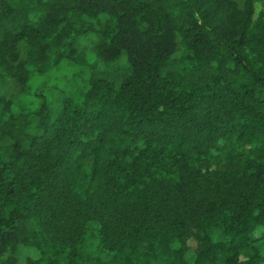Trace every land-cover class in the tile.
<instances>
[{
    "label": "trees",
    "instance_id": "1",
    "mask_svg": "<svg viewBox=\"0 0 264 264\" xmlns=\"http://www.w3.org/2000/svg\"><path fill=\"white\" fill-rule=\"evenodd\" d=\"M0 78V264H264L256 0H0Z\"/></svg>",
    "mask_w": 264,
    "mask_h": 264
},
{
    "label": "rangeland",
    "instance_id": "2",
    "mask_svg": "<svg viewBox=\"0 0 264 264\" xmlns=\"http://www.w3.org/2000/svg\"><path fill=\"white\" fill-rule=\"evenodd\" d=\"M236 1L240 5H243L245 0H236ZM256 12H257V15H259V14L264 15V0H256ZM122 61L124 62V60H122ZM100 67H103V64H100ZM18 92H19V87L14 81H12L8 78H0V94H4V95L9 97L11 95L17 94ZM188 259L190 261L193 260V254L192 253L188 254Z\"/></svg>",
    "mask_w": 264,
    "mask_h": 264
}]
</instances>
